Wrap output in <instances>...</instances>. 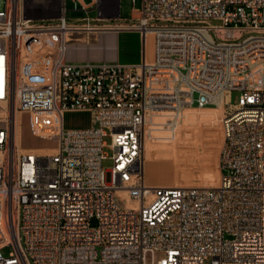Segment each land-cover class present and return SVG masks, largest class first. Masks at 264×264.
Segmentation results:
<instances>
[{
    "label": "built area",
    "instance_id": "obj_1",
    "mask_svg": "<svg viewBox=\"0 0 264 264\" xmlns=\"http://www.w3.org/2000/svg\"><path fill=\"white\" fill-rule=\"evenodd\" d=\"M68 1L0 0V264H264V0H131L105 25L69 20ZM100 30L152 34L153 59H67ZM220 95L218 184L147 183L150 116ZM68 111L92 125L65 128ZM23 112L55 151L16 143Z\"/></svg>",
    "mask_w": 264,
    "mask_h": 264
},
{
    "label": "crops",
    "instance_id": "obj_2",
    "mask_svg": "<svg viewBox=\"0 0 264 264\" xmlns=\"http://www.w3.org/2000/svg\"><path fill=\"white\" fill-rule=\"evenodd\" d=\"M100 6L97 4V0H92L89 3L79 0L82 3V7L89 5V9L97 8V18L101 24H113L128 22L133 19L135 12H132L131 17H116L119 8V0H99ZM40 17V16H39ZM126 34H131L135 38L138 46L135 49L122 44V38ZM74 41L70 43L67 59L71 62H117L120 64L131 65L138 64L144 59L152 60L154 57V37L152 34H148L146 38L137 30H100L94 31L90 34L75 35ZM220 95L217 99L218 106L207 107L205 110H200V117H189L183 114H175L171 111L154 112L148 119L146 125V159L149 161L145 165V177L147 176L152 182L162 186H193L188 184L186 180L189 175L192 174L193 168L199 160V154L197 153V144L193 140V133L191 131L196 129L194 126L201 118L205 117L215 122L216 110H222L220 105ZM204 109V108H202ZM81 112V111H80ZM25 112L18 115L19 122V140L21 146V134H22V117ZM169 116V121H157L156 118L160 116ZM194 127H193V126ZM163 130H160V129ZM32 129V127H31ZM211 137L218 135L217 130L211 129ZM33 133L46 139L44 136L32 130ZM163 143L160 147L157 146V142ZM159 143V142H158ZM34 149V148H30ZM54 149V148H52ZM52 149H36L39 152H52ZM219 150V144L212 146L210 150V158L215 167V162ZM174 173L175 184H167L170 181L172 174ZM201 182L198 184L204 185L206 183H217L219 180V174L214 170L204 172L201 174ZM156 181V182H155ZM200 186V185H194Z\"/></svg>",
    "mask_w": 264,
    "mask_h": 264
},
{
    "label": "rangeland",
    "instance_id": "obj_3",
    "mask_svg": "<svg viewBox=\"0 0 264 264\" xmlns=\"http://www.w3.org/2000/svg\"><path fill=\"white\" fill-rule=\"evenodd\" d=\"M86 3L91 2L92 0H83ZM121 4V16L124 17H131L132 12H133V5L131 0H120ZM141 5V0H136V7H139ZM66 17L69 20H78L86 17H91L95 18L97 16V11L95 9L90 10L89 12H86L83 7L82 3L80 2H73V1H68L66 3ZM122 44L127 45L128 47L135 49L138 44L131 34H126L124 38H122ZM260 65L264 66V60H261L259 62ZM237 97V93L234 92L232 94V100L234 101ZM219 107L222 108V110H216L215 112V122L214 124L211 123V121L207 120V118L203 117L201 118L200 123L198 122L196 125L197 128L193 131V140L196 141L197 144V153L199 154V160L196 163L195 167L193 168L192 174L189 175V177L186 178L188 180V184L190 185H201L198 184L197 182H201V174L207 171L214 170L219 174L220 176V171H219V153L223 144V131H222V116L224 114L225 108L223 107V95L221 96V101H220ZM207 107H216V105H209ZM207 107L199 108L197 106L193 107H188V106H178L177 109L172 110L171 112L175 114H183L189 117H200L202 112L200 110H205ZM201 112V114H200ZM21 114V113H19ZM18 114V115H19ZM160 116V115H159ZM161 118H156L155 120L159 121H169L170 118L169 116H160ZM170 122V121H169ZM19 123V122H17ZM92 125V119H91V113L87 111H68L64 114V126L65 128H86L90 127ZM193 126V125H192ZM193 126V127H194ZM32 121H31V115L30 113L24 114L22 117V134H21V146L23 149H52L56 147V142L51 140V139H44L36 136L32 129ZM216 129L218 132V135L216 137H211L212 130L211 129ZM160 130H163L162 128ZM104 140L107 143L111 142V137L106 136ZM159 142V143H158ZM156 144L158 147H160L163 143L161 141H158ZM219 144V150L215 162V167L213 162L211 161L210 158V150L213 145ZM105 153L107 156H111L113 151L110 147H105L104 149ZM146 157V154H145ZM149 161L145 158V165H147ZM113 164V161L111 158H106L103 160V166L105 168L111 167ZM174 173L172 174V178L170 181H167V184H175L176 179H174ZM220 178V177H219ZM146 181L149 184H153L147 176H146ZM219 181V180H218ZM156 182V181H155ZM154 184H159L158 182ZM120 204L122 206L126 205V201L119 199ZM130 205H135L134 202H130ZM10 251V248H5L3 249V253L5 255L8 254Z\"/></svg>",
    "mask_w": 264,
    "mask_h": 264
},
{
    "label": "bare ground",
    "instance_id": "obj_4",
    "mask_svg": "<svg viewBox=\"0 0 264 264\" xmlns=\"http://www.w3.org/2000/svg\"><path fill=\"white\" fill-rule=\"evenodd\" d=\"M17 117H18V115H17ZM17 122H18V119H17ZM15 141L20 146V140H19V123H17L16 129H15ZM37 152H39V151H37ZM145 154H146V132H145ZM144 171H145V164H144ZM216 184H218V182L217 183H211V182H209V183H206V184L200 185V186H214Z\"/></svg>",
    "mask_w": 264,
    "mask_h": 264
},
{
    "label": "water",
    "instance_id": "obj_5",
    "mask_svg": "<svg viewBox=\"0 0 264 264\" xmlns=\"http://www.w3.org/2000/svg\"><path fill=\"white\" fill-rule=\"evenodd\" d=\"M116 17H120V8H119L118 11H117V15H116Z\"/></svg>",
    "mask_w": 264,
    "mask_h": 264
}]
</instances>
